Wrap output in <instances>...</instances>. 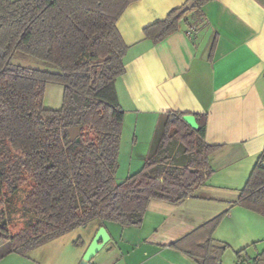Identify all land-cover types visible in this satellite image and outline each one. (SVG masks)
Here are the masks:
<instances>
[{
    "label": "trees",
    "instance_id": "trees-1",
    "mask_svg": "<svg viewBox=\"0 0 264 264\" xmlns=\"http://www.w3.org/2000/svg\"><path fill=\"white\" fill-rule=\"evenodd\" d=\"M138 0H0V203L23 185V227L10 234L11 212L0 207V241L26 256L77 228L106 223L139 227L150 201L178 205L213 173L204 141L206 115L192 129L182 112L158 115L142 168L115 179L123 122L115 80L124 74L116 23ZM213 0H187L143 30L153 44L176 32L183 17ZM193 6L183 11L184 6ZM15 53L46 61L58 72L11 64ZM63 87L59 110L43 108L46 84ZM80 127L75 141L68 128ZM264 150L232 205L264 217ZM227 210L170 247L196 264H221L226 244L213 233ZM237 252L238 262L241 260ZM5 255L0 256V259ZM264 264V248L251 260Z\"/></svg>",
    "mask_w": 264,
    "mask_h": 264
},
{
    "label": "crops",
    "instance_id": "crops-1",
    "mask_svg": "<svg viewBox=\"0 0 264 264\" xmlns=\"http://www.w3.org/2000/svg\"><path fill=\"white\" fill-rule=\"evenodd\" d=\"M186 2L138 0L116 23L127 49L124 74L115 80L124 114L115 179L142 168L157 117L167 111L206 115L204 141L217 146L208 156L213 173L178 205L150 201L139 227L102 226L108 235L102 249L116 257L108 264H196L170 243L225 210L216 243L243 248L264 242V217L232 205L264 150V0H213L187 13L164 40L153 44L144 37V28ZM98 229L89 227V242ZM57 239L26 256L9 253L0 264L94 263L95 256L83 260L89 242L67 257L49 248Z\"/></svg>",
    "mask_w": 264,
    "mask_h": 264
},
{
    "label": "rangeland",
    "instance_id": "rangeland-1",
    "mask_svg": "<svg viewBox=\"0 0 264 264\" xmlns=\"http://www.w3.org/2000/svg\"><path fill=\"white\" fill-rule=\"evenodd\" d=\"M11 64L18 65L21 67H26L30 69H36L40 71L48 72H58V69L46 61H42L21 53H15L11 58ZM63 104V87L57 84H46L44 96H43V108L47 110H59ZM122 157L125 153L127 156L126 146L122 145ZM27 190V185H23L13 196H11L6 202L2 200L3 204L0 207H3L5 210L10 209V216L7 218V227L9 233L13 234L23 227V221L25 216L22 215L23 211L21 209V199L24 196V192ZM118 226V225H117ZM89 227L77 228L73 231H70L62 235L57 241L52 243L49 248L52 251H57L59 254H64L67 257L72 256L71 254H76L79 250L85 246L90 238ZM216 239V238H215ZM82 241V244L80 243ZM91 241L89 242L86 250L89 248ZM234 246L229 245L225 251L221 254V264H237L238 258L236 253L241 251L240 257L241 260H244V263H251V260L255 258L264 248V242H256L250 244L247 247L243 248H233ZM10 250L9 241H0V256L6 254ZM86 252V251H85ZM115 252L108 253L106 255L104 249H100L95 255L94 263L98 264L102 259H106V264L114 261L116 259ZM85 254V253H84ZM83 254V255H84ZM39 257V256H38ZM37 257V258H38Z\"/></svg>",
    "mask_w": 264,
    "mask_h": 264
},
{
    "label": "water",
    "instance_id": "water-1",
    "mask_svg": "<svg viewBox=\"0 0 264 264\" xmlns=\"http://www.w3.org/2000/svg\"><path fill=\"white\" fill-rule=\"evenodd\" d=\"M193 6L192 2L187 3L183 11L189 10ZM182 120L192 129H197L198 125L196 123L195 117L191 114L185 115L182 117ZM80 134V127H70L68 128V135L70 141H75L77 137ZM262 166H264V161L262 162ZM108 241V235L104 229V227H100L96 234L94 235L91 244L89 248L86 250L83 260L85 262L91 261V259L97 254V252L103 248V246L107 243Z\"/></svg>",
    "mask_w": 264,
    "mask_h": 264
},
{
    "label": "built area",
    "instance_id": "built-area-1",
    "mask_svg": "<svg viewBox=\"0 0 264 264\" xmlns=\"http://www.w3.org/2000/svg\"><path fill=\"white\" fill-rule=\"evenodd\" d=\"M195 32L194 28H191L188 32V36H192V34ZM237 264H251V263H244V262H238Z\"/></svg>",
    "mask_w": 264,
    "mask_h": 264
}]
</instances>
